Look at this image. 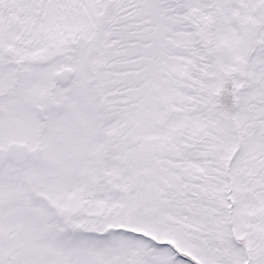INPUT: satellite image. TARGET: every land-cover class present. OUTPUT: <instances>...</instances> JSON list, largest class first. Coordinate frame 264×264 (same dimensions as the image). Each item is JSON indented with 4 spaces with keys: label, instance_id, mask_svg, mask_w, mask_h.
<instances>
[{
    "label": "snow or ice",
    "instance_id": "snow-or-ice-1",
    "mask_svg": "<svg viewBox=\"0 0 264 264\" xmlns=\"http://www.w3.org/2000/svg\"><path fill=\"white\" fill-rule=\"evenodd\" d=\"M0 264H264V0H0Z\"/></svg>",
    "mask_w": 264,
    "mask_h": 264
}]
</instances>
